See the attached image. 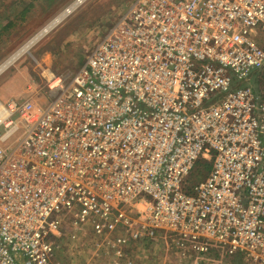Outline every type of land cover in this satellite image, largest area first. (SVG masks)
<instances>
[{"label": "built area", "instance_id": "2783aa9c", "mask_svg": "<svg viewBox=\"0 0 264 264\" xmlns=\"http://www.w3.org/2000/svg\"><path fill=\"white\" fill-rule=\"evenodd\" d=\"M44 75V101H0V264H59L64 213L118 256L164 230L264 264V0H133L71 78Z\"/></svg>", "mask_w": 264, "mask_h": 264}, {"label": "rangeland", "instance_id": "374dc122", "mask_svg": "<svg viewBox=\"0 0 264 264\" xmlns=\"http://www.w3.org/2000/svg\"><path fill=\"white\" fill-rule=\"evenodd\" d=\"M75 0H0V65L49 23L66 12ZM133 0H86L66 14L27 52L0 73V101L25 99L33 95L44 101L49 90L44 71L71 78L103 37L109 26L129 8ZM1 116L0 119H2ZM14 134L10 142L20 135ZM203 179L189 181L186 188ZM190 187V188H191ZM134 219L133 213H127ZM52 241L59 264H252L247 257L230 256L215 248L200 256L188 245L178 248L174 234L158 231L138 241L128 238L131 228L124 224L121 234L128 238L118 256L109 242L101 240L87 225H77L67 213Z\"/></svg>", "mask_w": 264, "mask_h": 264}, {"label": "bare ground", "instance_id": "6f19581e", "mask_svg": "<svg viewBox=\"0 0 264 264\" xmlns=\"http://www.w3.org/2000/svg\"><path fill=\"white\" fill-rule=\"evenodd\" d=\"M68 12H64L62 15H60L58 18L53 20L51 23H49L43 30L38 32L33 38H31L27 43H25L19 50H17L13 55H11L4 63L0 65V73L4 71L13 61H15L18 57H20L22 54L27 52L36 42L40 40L42 36H44L49 30L61 19L64 18V16Z\"/></svg>", "mask_w": 264, "mask_h": 264}, {"label": "trees", "instance_id": "16d2710c", "mask_svg": "<svg viewBox=\"0 0 264 264\" xmlns=\"http://www.w3.org/2000/svg\"><path fill=\"white\" fill-rule=\"evenodd\" d=\"M212 169V162L201 158L197 161L195 169L189 176V181H194L195 179H205ZM191 187V186H190ZM189 187V189H190ZM192 188V187H191Z\"/></svg>", "mask_w": 264, "mask_h": 264}]
</instances>
